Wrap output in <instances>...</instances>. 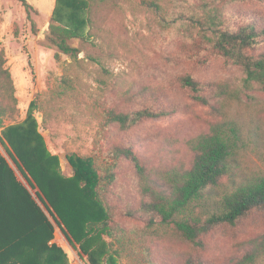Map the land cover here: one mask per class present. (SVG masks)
<instances>
[{
  "label": "trees",
  "instance_id": "16d2710c",
  "mask_svg": "<svg viewBox=\"0 0 264 264\" xmlns=\"http://www.w3.org/2000/svg\"><path fill=\"white\" fill-rule=\"evenodd\" d=\"M20 1L30 16L35 8L27 0ZM238 1L246 0H139L159 28L176 29L190 40L188 58L194 67L206 65L217 55L243 72L238 82H206L191 72L179 77L181 87L209 107L214 118L207 129L186 140L189 158L165 160L174 151L171 146L157 163H150L131 143L110 142L112 126L127 132L146 120L174 115L177 106L122 110L95 97L90 112L98 127L92 150L84 155L68 153L73 171L68 179L54 171L53 157L31 127L6 128L5 137L21 173L39 187L37 197L62 221L66 235L79 242L93 264H99L103 255L107 264H116L117 259L121 264H163L153 251L161 240L187 245L180 264H208L202 252L214 229L235 227L255 213H264V174L244 166L243 128L228 111L231 102L252 103L254 92L264 91V50L253 53L264 46V15L240 21L237 13L226 9ZM89 21L93 26L94 19ZM81 35L75 28L52 22L48 39L77 58L80 51L69 41ZM90 57L100 63L99 58ZM5 65V52L0 49V128L17 112L18 103L12 74ZM63 83L69 90L74 86L70 77ZM102 83L105 91L109 84ZM124 160L132 162L139 178L140 210L145 214L141 225L119 223L111 201ZM122 215L134 217L130 211ZM53 229L46 213L0 156V264H59L62 249L50 244ZM103 235L109 242L102 240ZM263 254L264 232L242 256L226 264H256Z\"/></svg>",
  "mask_w": 264,
  "mask_h": 264
},
{
  "label": "rangeland",
  "instance_id": "374dc122",
  "mask_svg": "<svg viewBox=\"0 0 264 264\" xmlns=\"http://www.w3.org/2000/svg\"><path fill=\"white\" fill-rule=\"evenodd\" d=\"M35 10L28 15L20 0H0V49L6 56L15 85L17 112L0 128V156L4 157L17 179L30 191L53 225L50 244L62 249L59 264H93L80 244L66 235L62 221L54 217L37 197L14 161V151L5 137L10 126L23 125L41 136L54 160V171L65 179L73 175L68 153L89 154L96 136L97 121L90 112L95 97L122 110L143 106H177L172 116L155 118L127 132L116 126L110 142L134 146L143 160L157 163L174 147L165 160L189 158L186 140L207 129L214 119L207 106L196 102L179 83V77L193 73L206 82H238L242 69L221 56H211L202 67L188 58L190 40L176 29H161L139 0H27ZM195 1V0H194ZM229 13L240 21L264 15V1L231 3ZM89 18L94 19L91 26ZM75 28L83 38L69 42L79 49L77 58L62 52L49 39L51 24ZM264 46L255 50L258 54ZM90 56L100 59V63ZM65 77L74 86L66 89ZM106 80L109 86L102 83ZM65 91V92H64ZM64 92V94H62ZM250 102H231L229 115L242 125L247 146L242 153L248 170L264 174V91L254 92ZM89 104V105H87ZM167 146V149H165ZM117 220L124 226L142 224L139 178L132 162L124 160L111 193ZM132 212L134 217L122 215ZM264 232V213L258 212L238 226L222 225L207 237L202 255L208 264H226L250 249V242ZM102 240L109 238L103 235ZM188 247L176 240L158 241L154 256L163 264H180ZM103 255L99 264H107ZM123 261L117 259L116 264ZM256 264H264V254Z\"/></svg>",
  "mask_w": 264,
  "mask_h": 264
}]
</instances>
